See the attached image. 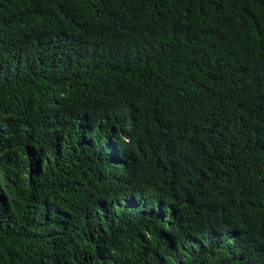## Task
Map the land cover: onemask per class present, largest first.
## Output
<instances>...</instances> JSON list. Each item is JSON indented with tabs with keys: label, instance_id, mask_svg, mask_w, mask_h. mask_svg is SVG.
Here are the masks:
<instances>
[{
	"label": "trees",
	"instance_id": "obj_1",
	"mask_svg": "<svg viewBox=\"0 0 264 264\" xmlns=\"http://www.w3.org/2000/svg\"><path fill=\"white\" fill-rule=\"evenodd\" d=\"M0 264H264V0H0Z\"/></svg>",
	"mask_w": 264,
	"mask_h": 264
},
{
	"label": "clouds",
	"instance_id": "obj_2",
	"mask_svg": "<svg viewBox=\"0 0 264 264\" xmlns=\"http://www.w3.org/2000/svg\"><path fill=\"white\" fill-rule=\"evenodd\" d=\"M216 242H217L218 244H221V241H220V240H216Z\"/></svg>",
	"mask_w": 264,
	"mask_h": 264
}]
</instances>
